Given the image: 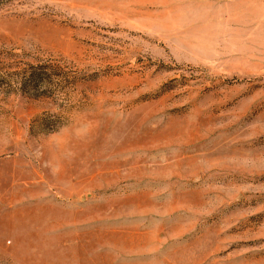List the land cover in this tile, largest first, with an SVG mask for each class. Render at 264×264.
I'll use <instances>...</instances> for the list:
<instances>
[{"label":"rangeland","instance_id":"1","mask_svg":"<svg viewBox=\"0 0 264 264\" xmlns=\"http://www.w3.org/2000/svg\"><path fill=\"white\" fill-rule=\"evenodd\" d=\"M0 264H264V0H0Z\"/></svg>","mask_w":264,"mask_h":264},{"label":"clouds","instance_id":"2","mask_svg":"<svg viewBox=\"0 0 264 264\" xmlns=\"http://www.w3.org/2000/svg\"><path fill=\"white\" fill-rule=\"evenodd\" d=\"M96 127V122L87 113L77 112L69 116L55 131L44 136L49 149V158L44 165L53 174L59 173L65 161L70 163L77 157L76 144L88 142ZM38 151L39 146L33 147V152Z\"/></svg>","mask_w":264,"mask_h":264}]
</instances>
